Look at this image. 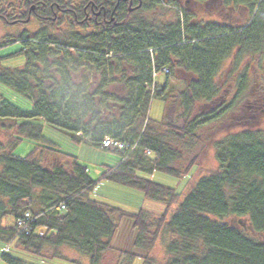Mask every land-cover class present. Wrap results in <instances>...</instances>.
Instances as JSON below:
<instances>
[{"label":"trees","instance_id":"trees-1","mask_svg":"<svg viewBox=\"0 0 264 264\" xmlns=\"http://www.w3.org/2000/svg\"><path fill=\"white\" fill-rule=\"evenodd\" d=\"M92 1L110 7L114 0ZM43 2L29 0L22 12L6 4L0 25L11 30L36 23L40 30L51 31L57 21L52 14L61 13L72 29L91 30L85 40L72 36L59 42L40 36L32 55L26 40H14L25 45V64L0 67V122L14 126L11 144L0 145V244L9 250L16 243L35 256L48 250L49 257L67 248L88 264H100L103 254L113 250L111 240L119 222L128 218L140 250L149 253L167 237L168 264H264V241L248 235L264 234V133L250 129L228 133L234 115L251 119V110H264V0H119L113 23L100 25L85 19L83 5L91 3L84 0L76 7L46 0L42 10ZM171 12L174 17L169 18ZM81 44L87 46L79 48ZM80 57L110 84L122 72L120 65L133 69L131 77L119 80L126 91L119 93L117 119L111 116L114 103L69 87L65 66ZM246 58L251 65L244 64ZM178 72L186 77L184 88L170 96L168 87ZM232 73L238 82L230 100L231 83L221 87ZM159 75L164 77L162 85ZM153 98L167 105L161 123L147 116ZM200 109L204 115L195 116ZM217 121L223 131L213 143L218 168L194 181L184 198L147 178L155 172L178 179L188 176L196 157L182 173L176 171L173 163L181 159L177 143L185 150L192 147L199 141L195 133ZM40 124L75 145L107 150L103 147L107 138L124 144V151H114L120 163L106 167L102 178L162 204L163 213L152 218L143 210L129 213L92 200L96 183L87 168L45 141ZM21 136L36 143L24 158L13 155ZM25 214L26 232L17 226ZM7 216L13 220L3 225ZM151 219L155 222L150 224ZM225 219L244 223L248 234ZM119 255L130 261L134 257ZM1 262L31 264L6 253ZM143 264L153 261L148 256Z\"/></svg>","mask_w":264,"mask_h":264},{"label":"rangeland","instance_id":"rangeland-1","mask_svg":"<svg viewBox=\"0 0 264 264\" xmlns=\"http://www.w3.org/2000/svg\"><path fill=\"white\" fill-rule=\"evenodd\" d=\"M27 1L29 0H0V12L4 9L6 4L11 5V9L16 10V12H22L24 10L23 4H25ZM54 1L60 2L61 5H65L69 2L72 7H76L77 3L81 0ZM173 12L168 14L169 18L174 17ZM179 16H181L180 13ZM13 18L17 19L18 16H14ZM69 22L70 21L68 18L64 19L60 17L55 23V30L45 32L43 30H40L39 26L36 23H32L31 25H28L24 28L15 27L11 30H6L0 25V45L11 42L0 48V67L3 69H14L25 64L26 52L22 53L25 45L20 42L14 41L19 40L20 38L26 40L25 44L27 46V52L29 53V55H32L34 51L38 50L37 39L40 36H45L46 38H54L59 42H68V39L72 38V36H74L75 39L79 38L80 40H85L86 35L89 34L91 29L88 28L86 32H81L78 29H72L71 26H69ZM70 42H72V40ZM84 46H87V44H81L79 48H85ZM82 58L84 57L77 58L79 60L74 62L68 61L65 66L66 71L64 72H66V77L68 76V78H70V81L67 79L69 87H74V90H76L78 94L87 93L91 95L92 98L94 97V94H97L102 102L104 100L105 104L109 103L111 105V103H114L113 107L111 106V108H113V111H111V116H115L114 119H117V117L119 116V106H116V103L118 102V98L120 96L119 93H123L126 91V88L118 85L119 80L123 76H125V78L131 77L133 69L126 65H123V67L122 65H120L119 69L122 72L118 73L119 76L116 75V82L110 84L106 83L107 81L103 80L105 75L96 72L97 70L95 69V66H89L83 61ZM244 64L251 65V59L246 58ZM262 67L264 71V59L262 62ZM51 75L54 78L57 77L54 73ZM237 77L238 75H236L235 77L233 73L230 74L229 78L227 77V79L224 80L225 84H223L221 87L222 90L226 84L231 83L232 91L229 95L230 100L233 98L237 89ZM163 78L164 77H162L161 75L157 76V82L161 85L163 84ZM185 81V75H183V73L181 72H178L175 75V78L171 80V83L168 87L170 96H176L179 92H181L184 88ZM49 84L50 83L47 82L44 87L47 88ZM127 88L130 89L128 86ZM102 92L103 95L101 94ZM110 94L114 96L111 99L108 98ZM94 99L97 100L96 98ZM166 106V103L160 99H151L147 111L148 118L156 123L165 121ZM24 110L27 109L24 108ZM260 110H251V112L248 113L249 117H254L251 119H241V117L239 118L238 116L234 115L231 119L232 123L231 125H229L231 126V129L228 131V133H238L249 129L254 131H261L264 133V110ZM197 114L199 116H202L204 115V112H202V110L200 109L199 112L195 114V116ZM40 126L42 128V135L45 141L57 145L63 153L75 157L80 165L87 168L88 175L96 183L93 192L90 195V198L92 200L117 207L118 209L129 213H135L138 210H143L150 214L152 218H159L163 213L164 206L162 204L145 199L143 197V194L139 191L115 185L110 181L102 178V175L107 172L106 167L113 168L114 165L120 163L121 157L117 152L111 150L96 149L87 144L75 145L64 134L56 132L43 124H40ZM13 127L14 126L10 121L0 122V145L3 148H8V145L11 144L10 134L11 132H13ZM217 127H219L218 121L217 123L210 124L208 127H204L201 130H198L195 134L197 137H199V141L195 142L192 147L186 150L182 148L183 145L181 142L177 143V149L180 148L179 154L181 159H176L173 163L176 171L182 173L190 163V161L194 157H196V167L188 176L178 179L167 174L155 172L149 175L147 178L151 179L153 182L159 185L173 189L178 195L184 198V196L190 191V187L192 186V184H194V181L198 180L200 177L209 175L211 172L216 171L218 168L214 156L213 143L221 138L223 131L221 132V129L218 130ZM19 140L20 143L13 150V155L18 158H24L34 149L36 143L22 136L19 138ZM180 201H182V198ZM175 207L176 205H174L173 208ZM12 220V217L7 216L4 218L2 224L10 225ZM151 221L152 222H150V224L155 222L154 219H151ZM225 221L229 224L239 227L246 233L247 227L244 223L231 219H225ZM152 231L153 230H151V232ZM248 235L256 240L264 241V234L255 235L252 232H249ZM135 238L136 232L133 229V222L128 218H122L111 240V248L115 250V252H107L106 254H104L100 260V264H116V261H118V253H116L117 251L134 256L131 261L122 259L120 264H122L123 262L124 264H143L144 259L148 256L153 261V264L169 263V261L167 260V255L165 254V244L167 243V237H164L163 240H158L154 248L149 253L135 247ZM15 244L12 245L9 250L8 245L0 244V256L3 253H6L8 256L21 260L24 263L31 264H85L84 259H82L80 255L76 256L73 255V253H69L71 252L69 251V249H60L61 251L64 250L66 253H69L66 257V259L68 260H66L61 257L59 251L55 252L54 257H49V252H46L41 256H35L31 252L22 251ZM0 264L5 263L1 262Z\"/></svg>","mask_w":264,"mask_h":264},{"label":"flooded vegetation","instance_id":"flooded-vegetation-1","mask_svg":"<svg viewBox=\"0 0 264 264\" xmlns=\"http://www.w3.org/2000/svg\"><path fill=\"white\" fill-rule=\"evenodd\" d=\"M43 1L44 2L40 5V9H42V10L47 6L45 4L46 0H43ZM84 1L87 3H91V4L85 3L83 5V9H82L83 12L86 13L85 19L87 20L88 23L93 22L95 25H100V24H107L108 22L110 23L113 21L114 15L118 9L119 0H117V1L114 0L110 7L102 6V4L96 5L95 3H93L92 0H84ZM92 4H94V5H92ZM49 9L52 10L53 6H50ZM73 10H74V8H72V10H70V11L73 12ZM61 15H62L61 13H58V15L52 14V16H55L56 20H58L61 17ZM74 19H75V17H74ZM100 21H102V23H100Z\"/></svg>","mask_w":264,"mask_h":264},{"label":"built area","instance_id":"built-area-1","mask_svg":"<svg viewBox=\"0 0 264 264\" xmlns=\"http://www.w3.org/2000/svg\"><path fill=\"white\" fill-rule=\"evenodd\" d=\"M165 72L167 71L165 70ZM103 147L109 150L117 151V152H122L125 150L124 144H122L121 142L115 141V140L108 139V138L103 141ZM28 218H29L28 214H25L23 218L17 220V226L19 227L21 231H25V232L27 231Z\"/></svg>","mask_w":264,"mask_h":264},{"label":"crops","instance_id":"crops-1","mask_svg":"<svg viewBox=\"0 0 264 264\" xmlns=\"http://www.w3.org/2000/svg\"><path fill=\"white\" fill-rule=\"evenodd\" d=\"M116 165H118V163L116 164ZM116 165H114V167L116 166ZM63 249H67V248H63ZM59 251V254L61 255V257H63L64 259H66V257H67V254H69V253H73V255H78L79 256V254H77L76 252H74V251H72V250H70L69 249V251H71V252H69V253H66L64 250H58ZM115 252V250H112V251H107V252ZM45 252H48V250H45ZM106 252V253H107ZM106 253H104V254H106ZM116 253H118V261H116L117 263L116 264H120V262H121V260L122 259H124V260H127V261H130V259L128 258V257H119L120 255H119V253L120 252H116ZM103 254V255H104ZM52 256V255H51ZM81 256V255H80ZM82 257V259H84V262H85V264H88V261H87V259L84 257V256H81ZM66 260H68V259H66ZM122 264H124V262L122 263Z\"/></svg>","mask_w":264,"mask_h":264},{"label":"water","instance_id":"water-1","mask_svg":"<svg viewBox=\"0 0 264 264\" xmlns=\"http://www.w3.org/2000/svg\"><path fill=\"white\" fill-rule=\"evenodd\" d=\"M31 9H33V7Z\"/></svg>","mask_w":264,"mask_h":264}]
</instances>
